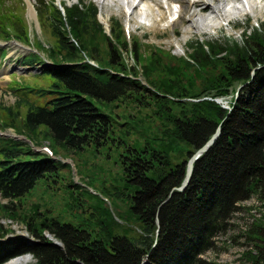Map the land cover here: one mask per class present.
I'll return each mask as SVG.
<instances>
[{"label":"trees","instance_id":"trees-1","mask_svg":"<svg viewBox=\"0 0 264 264\" xmlns=\"http://www.w3.org/2000/svg\"><path fill=\"white\" fill-rule=\"evenodd\" d=\"M37 3L49 44H34L52 62L39 73L53 77V89L13 87L19 98L0 102V110L23 118L22 129L6 118L0 126L52 152L0 136V211L33 235L0 241V256L30 253L32 264H221L203 253L218 247L216 237L232 226L240 202L255 193L264 205V22L245 33V42L195 40L192 51L178 55L148 43L142 51L118 19L108 32L92 0L63 8L55 0ZM0 37L30 41L20 6L0 3ZM22 60L45 58L32 51ZM237 82L226 107L218 97ZM33 90L57 94L39 105ZM217 126L185 188H174ZM55 155L71 156L84 183L74 182L70 163ZM49 194L60 195L61 215L41 210ZM244 232L255 252L242 254L249 264H264V211Z\"/></svg>","mask_w":264,"mask_h":264},{"label":"rangeland","instance_id":"rangeland-1","mask_svg":"<svg viewBox=\"0 0 264 264\" xmlns=\"http://www.w3.org/2000/svg\"><path fill=\"white\" fill-rule=\"evenodd\" d=\"M29 1L32 2L34 7L33 9L29 6L27 0H0V3L2 4L4 2L5 5L9 4L10 6H15V8L20 6V9H23L24 14L26 15L28 26H30L31 35L35 38H39L42 41V44L46 46L49 44V41L45 30H41V26L36 15L38 6L37 0ZM56 1L75 3V1L77 0ZM92 1L96 4L99 12L102 13L103 17L106 20V23H108L106 27L109 28L110 22L112 23L114 19H118L123 23L124 27L127 26V28L129 29V31L127 30V33L130 41L133 43L135 38L140 41V43L142 44L140 47L142 51H144L147 47L146 43L155 46L158 45L165 50H170L179 55L186 54L192 51L191 46L195 42V40L204 41L207 43H212L214 41L220 45H224V42L227 39L240 40L241 42H245V33L251 34L254 30L253 27L262 29L261 25L264 22V11H258V6H256L255 9L249 13L244 14L243 11L246 10L244 9L241 12H234L236 14L232 13L228 15L227 18L219 20L221 24L216 22V19L218 18L217 16H213L214 13L212 11L211 13L210 11H207L204 14L198 13L195 17L196 19L198 18L199 24L198 27H194L192 23L188 21V19H186L189 16L188 11H185L183 13L179 11L178 15L174 13V11H172L176 10V8H178V5L180 6V0H168L169 5H171V10L166 9V0H159L160 2L162 1L163 4L160 9L165 10L166 16L165 18L160 19L161 21L159 20V22L154 24L155 21L152 20V17L158 14V11H156L158 10V8L154 3L155 0H133L135 1V3L137 1L141 2L139 9H134L132 14H130V12L132 11L133 5L132 2H128V0ZM247 1L249 0H226L224 2L214 0L213 3V1L210 0L211 4H214V6L223 4L227 11L232 10L233 7L231 6L234 5L238 7L239 5H244L245 7V5H247ZM255 2V5H260L259 7H263L264 10L263 0H255ZM144 13H146L147 15H145ZM129 18L130 20H128ZM229 21H231V23ZM14 41H16L14 38L9 39L8 41L0 39V48L3 47L7 50V54L5 56L1 55L0 50V102L8 106L13 104L20 96V94L17 93L18 91L16 92L13 87H20L23 85V82L26 84H30L31 86L34 85L36 87L53 89V77H51L48 72L39 73L44 64H41L40 62H32L31 64H26L22 60L26 55L34 50L33 46L31 47L21 40L18 41V43ZM36 51L40 54L39 56H42V53H44L39 50ZM124 53L130 61L132 57L129 55L128 51L125 50ZM240 87L241 85H238V82L235 83L231 87L230 92L226 94L225 97H218V100H220V102H222V104L227 107L229 101L233 98L232 96L237 94V91L240 90ZM236 88L237 90H235ZM22 91H24V89ZM28 94L31 101L39 105H44L47 100L56 96L57 93L52 91L39 93L33 90ZM26 109V103L20 105L22 115L25 114ZM4 111L5 108L4 110H0V122L2 119L6 118L5 120H7L8 122H13L15 128L22 129L20 128V120L23 118L9 119L8 115H5ZM0 129H2L6 133L4 134L1 132L0 136H19V133L16 134L17 132L13 128V126H8L6 128L0 126ZM61 148L62 147H59L58 149L57 147L55 148V150H57V152L65 153L64 149ZM2 153H0V155H2ZM60 157L63 159V161L70 163V165L72 166L74 182L83 184L84 182H80V175L77 174L75 168V160H73L71 156ZM39 190L40 188H38L37 192ZM97 190L98 189H96V191ZM59 194H61V191ZM37 195L38 193L33 194L31 195V198L34 200ZM2 200L4 201L6 200V198H2ZM60 200V195L54 196L49 194L48 203L46 205L40 206L41 210L47 211V214L49 216L61 215L63 213V206H61ZM240 205L241 208H238L231 217L230 221L232 222V226H230V228L225 232H221V234L216 237L218 247L210 249L203 253L205 257L215 259L221 264H249V262H247L246 256L242 253L248 250H252L253 252H255V248L254 244L250 239L247 238L244 231H246L250 224L253 222L254 216H259L261 214V211H264V205L260 197H258V195L255 193H253V195L248 199L242 200V202H240ZM118 215L121 218L117 217L116 215H114V217H116V219H121V221L125 220V215L120 213H118ZM65 216L67 215L64 214L61 218L65 219ZM71 217L74 220L78 218L76 215H73ZM32 218L35 220L33 215ZM5 228L6 231L4 230L3 234H0V241L9 240L12 237H17V235H22L24 237H27L28 239L33 238L31 230L26 227L24 222L17 218H9L8 215H4L0 211V229ZM47 236L52 237L53 235L48 233ZM53 240H55V243L60 244V241L56 238L53 237ZM18 257L10 259L9 261L11 262L7 261L8 263L6 264H32L35 261L34 257L30 253L21 254Z\"/></svg>","mask_w":264,"mask_h":264},{"label":"bare ground","instance_id":"bare-ground-1","mask_svg":"<svg viewBox=\"0 0 264 264\" xmlns=\"http://www.w3.org/2000/svg\"><path fill=\"white\" fill-rule=\"evenodd\" d=\"M141 1H143V0H141ZM141 1H137L136 3H135V1H133V0H128V2H132V11L130 12V14H132V12L134 11V9H139V7H140V2ZM213 1V3H214V0H212ZM218 1H221V2H224V1H226V0H218ZM235 1H239V0H235ZM264 1V0H263ZM27 2H28V4H29V6L33 9L34 7H33V4H32V2L31 1H29V0H27ZM103 2V1H102ZM166 2H167V4H166V9H168V10H171L170 9V6L171 5H169V2H168V0H166ZM180 2V6L178 7L179 9H180V12L181 13H183V12H185V11H188L189 13H188V18H186V19H188V21H190L191 23H192V25L194 26V27H198V18L196 19V15L198 14V13H202V14H204L205 12H207V11H210V13H211V11L214 13V15L213 16H217V18L218 19H216V22H218V23H220V21L219 20H222L223 18H227V16L228 15H230V14H232V13H234V12H236V11H239V12H241V11H243L244 9H247V8H249L250 9V11H253L254 9H255V7L256 6H258V11H264L263 10V7H259L260 5H255L256 4V2H255V0H249V1H247V5H245V7H244V5H239V7L238 6H231V7H233L232 8V10H226V8H225V6L222 4V5H216V6H214V4H211V2H210V0H192V1H189V0H187V1H185V0H180L179 1ZM155 4H156V6H157V8H158V10H156V11H158V14L157 15H155V16H153L152 18V20L153 21H155L154 22V24H156L157 22H159V20L160 19H162V18H165V16H166V13H165V10H162V9H160L162 6H163V4H162V1L160 2L159 0H155V2H154ZM125 4H126V2H125ZM226 4V3H225ZM263 4V3H262ZM119 5V4H118ZM149 8V7H148ZM147 8V9H148ZM137 9V10H138ZM151 9V8H150ZM146 10V9H145ZM149 11V10H148ZM246 11V10H245ZM245 11H243V12H245ZM152 12V11H151ZM140 13V12H139ZM149 13V12H148ZM178 13H179V11H178ZM180 13V14H181ZM246 13H248V12H246ZM135 14V13H134ZM156 14V13H155ZM168 14V13H167ZM234 14H236V13H234ZM240 14V13H239ZM145 15H147L146 13H145ZM172 15V14H171ZM261 15V14H260ZM140 16V15H139ZM151 16V15H150ZM182 16H183V14H182ZM232 16V15H231ZM148 17V16H147ZM247 17V16H246ZM181 18V17H180ZM213 18V17H212ZM216 18V17H215ZM229 18V17H228ZM131 19H132V17H131ZM128 20H130V18L128 19ZM151 20V19H150ZM161 21V20H160ZM152 22V21H151ZM181 22V21H180ZM215 22V23H216ZM230 23H231V21H229ZM249 22V21H248ZM127 23V22H126ZM132 23V22H131ZM129 24V23H128ZM190 24V23H189ZM221 24V23H220ZM233 24V23H232ZM131 25V24H130ZM192 25H190V26H192ZM211 25V24H210ZM234 25V24H233ZM129 27V26H128ZM150 28V27H149ZM213 28V27H212ZM185 29V28H184ZM192 29V28H191ZM200 31V30H199ZM182 32V31H181ZM203 153V152H202ZM18 258H20V257H18ZM16 261V260H15ZM8 262H11V261H8ZM7 262V263H8ZM15 263V262H14ZM6 264V263H5Z\"/></svg>","mask_w":264,"mask_h":264},{"label":"water","instance_id":"water-1","mask_svg":"<svg viewBox=\"0 0 264 264\" xmlns=\"http://www.w3.org/2000/svg\"><path fill=\"white\" fill-rule=\"evenodd\" d=\"M1 132L2 133H4V134H6L4 131H2L1 130ZM0 132V133H1ZM220 133V127L218 126L217 128H216V130H215V132L206 140V142H205V144H203L202 146H200L199 148H197L192 154H191V156H190V158L188 159V162H187V165H186V167H187V169H186V173H185V175H184V180H183V182H182V184L179 186H175L174 188H176V189H180V190H182L183 188H185V186H186V184L188 183V181L190 180V175H191V172H192V170H193V163L195 162V160L200 156V154L202 153V152H204L211 144H212V142L217 138V135ZM13 136H15V135H13ZM18 136V135H17ZM17 136H15V137H17ZM19 138H25V139H27L26 138V136H21V135H19L18 136ZM34 149L36 150V149H40V147H34ZM172 191H173V189H172Z\"/></svg>","mask_w":264,"mask_h":264}]
</instances>
